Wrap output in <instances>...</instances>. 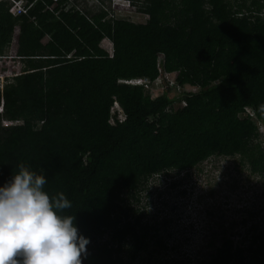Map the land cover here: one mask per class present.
<instances>
[{
  "label": "trees",
  "instance_id": "16d2710c",
  "mask_svg": "<svg viewBox=\"0 0 264 264\" xmlns=\"http://www.w3.org/2000/svg\"><path fill=\"white\" fill-rule=\"evenodd\" d=\"M131 2L145 22L108 18L106 3L82 13L76 4L67 9V0H27L28 11L14 16L0 2V56L18 35L23 61L22 73L0 90V183L24 163L47 175L50 194L64 191L73 202L66 213L90 237L84 264H188L164 251L183 246L179 224L191 225L183 211L193 187L185 182L200 165L239 157L264 188V0ZM110 39L113 56L100 47ZM160 70L176 84L182 70L200 87L178 92L158 79ZM133 78L167 88L154 97L143 85L119 82ZM110 95L129 114L125 122L115 117L117 126L109 123ZM155 177L159 191L149 187ZM174 195L187 203L176 205ZM154 205L167 215L148 209ZM237 211L248 213L245 237L223 239L202 264H264V218H254L264 208Z\"/></svg>",
  "mask_w": 264,
  "mask_h": 264
},
{
  "label": "clouds",
  "instance_id": "9594fccd",
  "mask_svg": "<svg viewBox=\"0 0 264 264\" xmlns=\"http://www.w3.org/2000/svg\"><path fill=\"white\" fill-rule=\"evenodd\" d=\"M3 1L6 2L10 13L15 16L11 10L14 3L0 0V2ZM23 1L27 2V0ZM104 1L85 0L84 6L80 9L82 13L87 10L93 11L103 6V3H106ZM107 1L106 4L110 6L108 18H119L118 10H130L134 6L131 0ZM18 33L19 29L16 27V34ZM17 39L18 35L14 39L8 56H0V90L2 92L8 84L13 83V78L22 73L23 61L17 57ZM100 47L110 56L114 55V43L111 39ZM72 56L73 54H69L67 57L72 58ZM160 72L162 75L158 79L167 78L169 81L164 83L174 85L177 91L181 88L182 84H176L172 79V72L162 70ZM119 82L143 85L146 89H151L155 80L133 78L121 79ZM184 92L188 91L184 90ZM111 97L113 104L110 109L109 123L117 126L114 124L115 117L121 116V120L125 122L129 114L126 108L116 103L114 95ZM3 112L4 100L0 103V114ZM20 122L6 119L2 121L3 125ZM47 183L48 177L44 172H37L24 163H19L11 177L4 183H0V264H84L90 237L80 231L76 216L65 211L73 207V202L64 191L50 194L45 188Z\"/></svg>",
  "mask_w": 264,
  "mask_h": 264
},
{
  "label": "rangeland",
  "instance_id": "374dc122",
  "mask_svg": "<svg viewBox=\"0 0 264 264\" xmlns=\"http://www.w3.org/2000/svg\"><path fill=\"white\" fill-rule=\"evenodd\" d=\"M103 1V0H102ZM143 0H139L138 3H142ZM104 2L108 3L107 0ZM123 2H127L124 0ZM135 6L125 10H118L120 17L130 18L131 20L138 22H145L148 15L138 14L135 15ZM178 79L185 91L198 90L195 84L185 78V72L182 70L176 71ZM153 96H157L165 92L163 83H153L150 87ZM174 93V91H172ZM261 133H264V124L260 123ZM262 138L263 134H262ZM186 173L180 174L184 176ZM170 175V174H169ZM155 177L152 182H149L151 191H159V184ZM166 180V179H165ZM157 181V187H153L152 183ZM192 181L193 187L189 188L187 195H191V204L187 206L186 211H183L185 222L191 223L196 231L189 230V233H184L185 239L183 240V246L177 248V251L168 249L164 251L166 255L164 258L177 257L182 259L185 257L188 259V264H202L211 257V253L215 252V248L219 246L223 239L230 238L235 244H238L245 237V228L243 224V218L241 213L237 211V208H248L249 212H260L264 208V193L263 188L260 187V181L258 177L250 175L248 168L240 163L239 157H212L204 161L199 170H196V175L193 179H189L186 184ZM169 182V181H167ZM168 186V184H167ZM170 186V185H169ZM168 187V192H170ZM147 192V191H144ZM262 193V194H261ZM146 193L143 197H146ZM183 197H187L184 196ZM197 198L200 200L197 201ZM162 200V198H158ZM173 200L176 205H182L187 202L183 198L176 199V195L173 196ZM156 201L155 204L162 203ZM188 201V197L187 200ZM164 203V202H163ZM161 208V205H154L148 209L152 212H157L160 216L167 215V210L157 209ZM196 207L198 210L196 216ZM176 213V208L172 209L170 214ZM256 220H263L264 211L262 213H254ZM211 225V230H207V227ZM207 226V227H206ZM189 227V226H188ZM173 230H175V227ZM180 233L186 231V225L184 223L179 224ZM188 230V229H187ZM199 231H201L199 235ZM190 234V235H188ZM180 234H176L175 237ZM195 236V237H193ZM171 243H174L170 241ZM211 242V245L208 243ZM158 259V258H157ZM137 264V263H136Z\"/></svg>",
  "mask_w": 264,
  "mask_h": 264
},
{
  "label": "bare ground",
  "instance_id": "6f19581e",
  "mask_svg": "<svg viewBox=\"0 0 264 264\" xmlns=\"http://www.w3.org/2000/svg\"><path fill=\"white\" fill-rule=\"evenodd\" d=\"M9 1L14 3V6H20V7H22L24 9V11H21L20 13H16L15 15H18V14H21V13H26L28 11V9L30 8V7L25 5V2L23 0H9ZM84 3H85V0H67L66 8L68 9L73 4H76L78 7H82V6H84ZM30 5H32V4H29V6ZM158 83L162 84L163 82H158ZM173 86L174 85H170V87H173ZM164 87H165V89L167 88L166 85H164ZM194 91H198V90H194ZM178 92H184L183 87L179 88ZM182 105H184V101H182L181 103H175L174 104L175 107L176 106L179 107V106H182ZM170 181H172V180L169 178V182Z\"/></svg>",
  "mask_w": 264,
  "mask_h": 264
},
{
  "label": "flooded vegetation",
  "instance_id": "af4514ba",
  "mask_svg": "<svg viewBox=\"0 0 264 264\" xmlns=\"http://www.w3.org/2000/svg\"><path fill=\"white\" fill-rule=\"evenodd\" d=\"M172 194H181V191L172 192ZM181 196H183V195L181 194ZM187 197H188V196H187ZM184 198H186V197H184ZM198 210H199V208L197 209V207H196V216H195V218H198V216H197ZM189 230L196 231V230H195L193 227H191V225H190V226L188 227V230L182 233V240H184V239H185V236H186L184 233H189V232H188ZM188 235H190V234H188ZM193 237H195V236H193Z\"/></svg>",
  "mask_w": 264,
  "mask_h": 264
},
{
  "label": "built area",
  "instance_id": "2783aa9c",
  "mask_svg": "<svg viewBox=\"0 0 264 264\" xmlns=\"http://www.w3.org/2000/svg\"><path fill=\"white\" fill-rule=\"evenodd\" d=\"M55 1H57V0H55ZM11 10H12V12H14L15 14H16V13H20L21 11H24V9H23L22 7H20V6H13V7L11 8Z\"/></svg>",
  "mask_w": 264,
  "mask_h": 264
}]
</instances>
